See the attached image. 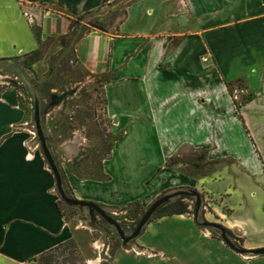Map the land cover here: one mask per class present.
<instances>
[{
	"label": "crops",
	"instance_id": "crops-1",
	"mask_svg": "<svg viewBox=\"0 0 264 264\" xmlns=\"http://www.w3.org/2000/svg\"><path fill=\"white\" fill-rule=\"evenodd\" d=\"M87 15L104 19V27L86 25ZM33 26L40 42L70 51L103 81L104 115L117 134L101 162L103 180L69 170L80 152L76 138L55 146L53 160L73 198L114 212L192 188L221 210L222 225L239 234L245 250L264 248V239L247 242L248 233L264 230V0H0V59L39 50ZM26 118L17 90L0 91V264H26L67 242L84 264H100L95 230L66 220ZM190 152L229 160L231 180L193 178L169 166ZM224 184L243 193L240 202L261 226L222 214L231 196L216 204L206 190L223 192ZM173 219L195 224L185 215L163 216L140 235ZM134 244L116 250L109 264H124L119 256L165 261V249Z\"/></svg>",
	"mask_w": 264,
	"mask_h": 264
},
{
	"label": "rangeland",
	"instance_id": "rangeland-1",
	"mask_svg": "<svg viewBox=\"0 0 264 264\" xmlns=\"http://www.w3.org/2000/svg\"><path fill=\"white\" fill-rule=\"evenodd\" d=\"M115 15L116 11L110 12L106 20ZM101 20L91 15L83 18L86 25H94L96 28L104 27ZM48 42H42L41 49L25 61L24 67L11 62L0 63V89L9 88L11 85L19 90L17 92L22 106L27 111V122L35 136L33 117L37 104L40 126L45 137L49 139L50 152H55V146L76 138L80 152L78 157L68 165L69 170L79 178L102 180L101 162L109 155L113 142L117 139L111 122L104 115L103 81L90 75L75 61L70 51L60 52L51 41ZM170 165L181 166L180 170L193 178L210 174L212 180L217 181L218 175L225 179L224 183L231 180L230 175H227L229 160L209 162L202 152H190L186 154V158L172 159L169 161ZM213 183L215 184V180L211 185ZM62 185L65 194L73 198L68 186L63 182ZM214 188L210 186L206 192L216 204H219V199L222 197L231 196L229 206L223 208L222 214L227 210L232 220L251 218L256 227L261 226V219L252 214L249 206L245 207L244 202H240L242 192L234 191V187L229 184H224L223 192ZM192 190V188H187L184 191ZM200 197L197 223L186 220H167L163 224L149 227L145 234L131 241L132 245L128 249L122 246V240L115 229L101 218L96 217L97 228L94 230L95 239L99 241V245L95 251L100 254L99 263L109 264L112 254L120 248L133 250L136 241L139 244L152 246L151 248L156 250L165 249L167 251L165 261H162L160 256L150 262L143 260L140 264H264V256L256 257L253 254L241 256L234 254L229 248L226 250L219 243L223 242L220 231L199 225L200 223H211L226 229L222 225L224 217L221 215V210L209 205L203 195ZM176 199L161 206L149 222L160 218L159 216L165 213V207ZM184 202L188 205V214L185 216L194 218L195 198L188 197L184 199ZM153 203L145 208L134 204L107 213L119 224L125 236H129ZM59 206L67 221H75L86 226L89 220L86 210L80 213L78 209L66 206L60 199ZM225 235L235 246L244 249L243 240L239 238V234L230 231L225 232ZM263 239L264 230L248 233L247 236L248 244H255ZM119 258L123 259L124 264H137L131 256H119L117 260ZM26 264H84V261L77 248L74 249L70 245L43 259H36Z\"/></svg>",
	"mask_w": 264,
	"mask_h": 264
},
{
	"label": "water",
	"instance_id": "water-1",
	"mask_svg": "<svg viewBox=\"0 0 264 264\" xmlns=\"http://www.w3.org/2000/svg\"><path fill=\"white\" fill-rule=\"evenodd\" d=\"M34 127H35V133L37 136V141L41 147V152L45 158V161L47 165L49 166L55 180V187L57 191V195L59 199L68 207L71 208H76L79 210L80 213H83L85 210L88 214L89 220L86 222V226L92 228L93 230L97 228L96 226V217L101 218L103 221H105L108 225L112 226L120 239L122 240V246L126 249H128L132 243L131 241L135 240L140 233L142 232L143 228L145 225L149 222L153 214L163 205L168 203L170 200L178 197H194L195 198V213H194V220L195 223H197V213L199 210V205H200V196L196 191H177L174 193H171L169 195L162 196L158 198L144 213V215L141 217L140 221L138 222L137 226L135 227L134 231L129 235L125 236V234L122 232L121 227L119 224L111 218L107 211L90 202L86 201H80L75 198L68 197L64 190H63V185H62V178L61 174L55 165V162L53 160L52 154L49 150L48 143L49 139L45 137L44 132L40 126L39 122V116H38V109H37V104L35 106V111H34ZM200 226L204 227H210L214 229H218L221 234V239L223 243L232 251L237 253L238 255H247V254H253L254 256H263L264 255V248L262 249H256V250H245L243 248L235 246L229 239L226 237L225 233L223 230H221L220 226L217 224H211V223H200Z\"/></svg>",
	"mask_w": 264,
	"mask_h": 264
},
{
	"label": "trees",
	"instance_id": "trees-1",
	"mask_svg": "<svg viewBox=\"0 0 264 264\" xmlns=\"http://www.w3.org/2000/svg\"><path fill=\"white\" fill-rule=\"evenodd\" d=\"M94 26V25H93ZM33 30V33L35 34V37L37 38V40L40 42V32H39V28L36 27V26H33L32 28ZM41 46H42V42H40V47H39V50L41 49ZM67 49V48H66ZM35 51L33 53H30V54H27V55H24L23 57H20V58H14V59H0V63H7V62H11V63H16V64H20V66H23L25 65V61L28 60L29 58L33 57L34 55H36L38 53V51ZM76 61V60H75ZM24 67V66H23ZM9 87H13V86H9ZM17 90V88H15ZM4 90L3 88L0 89V91ZM19 92V90H17ZM18 102H19V107L23 108L24 107L22 106V103H21V99L19 97V93H18ZM25 110V109H24ZM26 111V110H25ZM27 112V111H26ZM103 175V174H102ZM103 179H105L104 175H103ZM102 179V180H103ZM188 197H178L174 202L168 204L166 207H165V213L159 217H163V216H171V215H185V214H188V205L184 202V199H187ZM167 204V203H166ZM164 206V205H163ZM160 209V208H159ZM158 209V210H159ZM157 210V211H158ZM156 211V212H157ZM224 232H230L228 229H224ZM73 246L74 249L75 248V245L73 242H67V243H64V244H61L51 250H49L47 253H44L43 255H41L40 257L36 258V259H43L45 258L47 255L53 253V252H56L58 250H61V249H65L67 246ZM34 259V260H36Z\"/></svg>",
	"mask_w": 264,
	"mask_h": 264
},
{
	"label": "built area",
	"instance_id": "built-area-1",
	"mask_svg": "<svg viewBox=\"0 0 264 264\" xmlns=\"http://www.w3.org/2000/svg\"><path fill=\"white\" fill-rule=\"evenodd\" d=\"M23 16L26 18V20H27V22L29 24H31V25L34 24L35 19H34V17L31 14L25 12V13H23ZM202 61L206 62L207 59L206 58H202Z\"/></svg>",
	"mask_w": 264,
	"mask_h": 264
},
{
	"label": "bare ground",
	"instance_id": "bare-ground-1",
	"mask_svg": "<svg viewBox=\"0 0 264 264\" xmlns=\"http://www.w3.org/2000/svg\"><path fill=\"white\" fill-rule=\"evenodd\" d=\"M243 256H250V255H243ZM251 256H252V255H251ZM253 257H254V256H253ZM253 257H252V258H253Z\"/></svg>",
	"mask_w": 264,
	"mask_h": 264
},
{
	"label": "flooded vegetation",
	"instance_id": "flooded-vegetation-1",
	"mask_svg": "<svg viewBox=\"0 0 264 264\" xmlns=\"http://www.w3.org/2000/svg\"><path fill=\"white\" fill-rule=\"evenodd\" d=\"M220 228H221V230H223L222 227H220ZM216 230H218V229H216ZM218 231H219V230H218ZM223 231H224V230H223ZM224 233H225V232H224Z\"/></svg>",
	"mask_w": 264,
	"mask_h": 264
}]
</instances>
